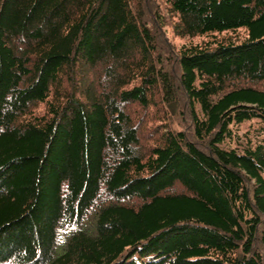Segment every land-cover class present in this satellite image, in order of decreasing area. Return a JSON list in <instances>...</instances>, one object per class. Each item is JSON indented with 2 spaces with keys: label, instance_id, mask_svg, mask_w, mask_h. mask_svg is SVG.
Returning a JSON list of instances; mask_svg holds the SVG:
<instances>
[{
  "label": "trees",
  "instance_id": "obj_1",
  "mask_svg": "<svg viewBox=\"0 0 264 264\" xmlns=\"http://www.w3.org/2000/svg\"><path fill=\"white\" fill-rule=\"evenodd\" d=\"M0 264H264V0H0Z\"/></svg>",
  "mask_w": 264,
  "mask_h": 264
},
{
  "label": "rangeland",
  "instance_id": "obj_2",
  "mask_svg": "<svg viewBox=\"0 0 264 264\" xmlns=\"http://www.w3.org/2000/svg\"><path fill=\"white\" fill-rule=\"evenodd\" d=\"M246 35V30L241 27V28H237L236 30H225V31H221V32H213V33H208V34H204V35H199V36H195L193 38H181V37H173L174 40H175V43L177 45H180L182 43H199V42H202V41H213V39H221L222 37H228V38H231L233 40H239V39H242L244 36ZM136 117V115H135ZM255 121V120H253ZM253 122H251L252 124ZM250 124V121H244L242 123L239 124V128H238V131L239 133L241 134H244L245 133H249V125ZM243 139L246 137L245 136H242Z\"/></svg>",
  "mask_w": 264,
  "mask_h": 264
}]
</instances>
